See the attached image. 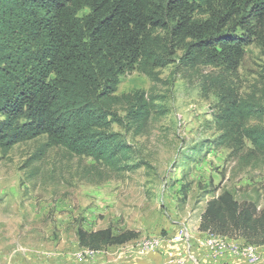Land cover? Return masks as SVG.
<instances>
[{
	"label": "trees",
	"instance_id": "trees-1",
	"mask_svg": "<svg viewBox=\"0 0 264 264\" xmlns=\"http://www.w3.org/2000/svg\"><path fill=\"white\" fill-rule=\"evenodd\" d=\"M251 46L264 55V0H0V151L44 136L33 160L62 148L91 159L102 181L133 172L136 150L114 126L141 136L165 110L144 92L118 96L120 79L137 71L156 80L183 51L182 67L221 70L202 86L218 100L215 146L264 159V125L252 124L264 105L228 77ZM199 229L264 246V212L227 190L207 202ZM78 235L94 251L136 238L109 229Z\"/></svg>",
	"mask_w": 264,
	"mask_h": 264
},
{
	"label": "rangeland",
	"instance_id": "rangeland-1",
	"mask_svg": "<svg viewBox=\"0 0 264 264\" xmlns=\"http://www.w3.org/2000/svg\"><path fill=\"white\" fill-rule=\"evenodd\" d=\"M182 56L179 51L156 80L137 71L120 79L118 96L144 92L165 110L141 136L114 126L136 150L133 172L102 181L106 173L91 169V159L62 148L33 160L44 136L16 145L9 154L0 151V264H264V246L199 229L207 202L224 190L264 212V159H237L215 146L218 100L213 92L204 97L202 86L221 70L184 68ZM228 77L244 96L254 95L264 105L260 48H247ZM258 122L264 125V119L252 124ZM108 229L115 236L134 232L136 238L98 251L80 244V230ZM248 245L256 248L255 260L242 253Z\"/></svg>",
	"mask_w": 264,
	"mask_h": 264
},
{
	"label": "built area",
	"instance_id": "built-area-1",
	"mask_svg": "<svg viewBox=\"0 0 264 264\" xmlns=\"http://www.w3.org/2000/svg\"><path fill=\"white\" fill-rule=\"evenodd\" d=\"M212 235V234H211ZM212 236H216V235H212ZM219 238V240H215L216 242H217V244L218 243H220L219 245H218V247H219V249L220 250H224L225 249V246L223 245V244H225L224 242H223V240L224 239H222V238H220V237H218ZM233 251H234V253H238V250H237V248H233ZM242 253L245 255V256H248L250 259H252V260H255L256 259V248L254 247V246H250V245H248V246H246L243 250H242Z\"/></svg>",
	"mask_w": 264,
	"mask_h": 264
}]
</instances>
